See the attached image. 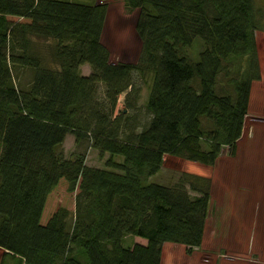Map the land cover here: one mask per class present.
I'll list each match as a JSON object with an SVG mask.
<instances>
[{
	"label": "trees",
	"instance_id": "obj_1",
	"mask_svg": "<svg viewBox=\"0 0 264 264\" xmlns=\"http://www.w3.org/2000/svg\"><path fill=\"white\" fill-rule=\"evenodd\" d=\"M123 2L138 11L136 64L110 63L104 4L0 0V264H160L165 244L187 254L201 245L209 180L149 178L165 156L212 167L223 149L234 153L260 79L263 9L255 0ZM38 41L50 42L46 55ZM136 74L151 79L142 107ZM121 95L126 114L115 115ZM67 135L107 155L103 169L83 153L65 158ZM62 187L72 209L53 200ZM129 236L146 244L124 248Z\"/></svg>",
	"mask_w": 264,
	"mask_h": 264
},
{
	"label": "rangeland",
	"instance_id": "obj_2",
	"mask_svg": "<svg viewBox=\"0 0 264 264\" xmlns=\"http://www.w3.org/2000/svg\"><path fill=\"white\" fill-rule=\"evenodd\" d=\"M63 1L87 6L104 4L106 13L100 43L107 50L110 63H137L141 51V41L135 31L137 10L127 8L123 0ZM255 6L263 9L260 16V29L255 32L260 79L253 82L250 88L248 116L246 114L247 117L243 119L244 134L240 141L239 154L225 166L220 162L221 158L218 159L216 167L214 165L212 169L165 156L159 173L149 178L152 184L171 186L183 173H188L207 178L210 183V205L200 247L192 249L190 254H187L186 247L166 244L162 248L160 264H264V0H255ZM36 45L40 52L46 55L50 42L38 41ZM199 51L200 47L195 45L188 50V53L193 55ZM142 77L136 74L134 78L135 83L141 86L138 99V106L141 107L151 81L150 76ZM123 102L124 95H121L117 100L115 115L123 111ZM252 138L254 142H250ZM62 149L65 158L73 152L83 153L85 165L97 169H103L105 160L108 158L107 155L99 157L90 143L84 142L80 148H77L71 135L66 136ZM221 155L222 158L226 155L230 156L228 149H223ZM240 164H242L241 177L243 178L237 181L234 174L236 167ZM222 168L223 170H220ZM245 183L253 184L250 186L253 197L256 201H261L258 216L241 217L238 213L241 204L243 205L240 199L245 193L242 188ZM53 200L56 203L59 202V205L70 202L69 206H71L72 198L62 187L54 193ZM69 209H72V206ZM255 222L258 228L254 227ZM135 241L143 245L145 243L142 239L129 236L124 238L122 246L131 248L137 243ZM2 254L0 250V259ZM253 259L256 261L253 262Z\"/></svg>",
	"mask_w": 264,
	"mask_h": 264
},
{
	"label": "crops",
	"instance_id": "obj_3",
	"mask_svg": "<svg viewBox=\"0 0 264 264\" xmlns=\"http://www.w3.org/2000/svg\"><path fill=\"white\" fill-rule=\"evenodd\" d=\"M89 68H88V66H83V67H81V75L82 76H84V77H86V76H88L89 75ZM252 86V85H251ZM247 116H248V113H247ZM246 116V117H247ZM264 118V117H263ZM264 120V119H263ZM252 130H253V128H252ZM244 130H242V132H241V136H240V138L237 140V142H236V144H235V150H234V153L231 155V154H229L230 156H225V157H223L222 158V152H221V154L219 155V157L217 158V160L215 161V163H214V165H215V167H216V163H217V161H218V159H220L221 158V163H222V165L223 166H225L226 164L228 165V163L229 162H232L231 160L233 159V158H236L237 157V155L239 154V147H240V141H241V139H242V136H243V134H244V132H243ZM254 139L252 138V139H250V142L251 141H253ZM254 142V141H253ZM164 161V160H163ZM192 163V162H191ZM194 164H197V163H194ZM198 165H200V164H198ZM214 165L212 166V167H205V166H203V165H200V166H203V167H205L206 169L208 168V169H212L213 167H214ZM222 165H220V167H222ZM162 168V167H161ZM220 170H223V168L222 169H220ZM241 174H242V164H240V166H237L236 167V173L234 174V176H235V179L237 180V181H239L240 179L242 180V178H243V176L241 177ZM194 175V174H193ZM198 176V175H197ZM251 183H245V184H243L242 185V188H244V194L242 195V199H240L241 200V202L243 203V205L241 204V208H240V212H238V213H240L241 215V217H243V216H248V215H251L252 217H254V216H258L260 213V202L261 201H256L255 199H254V197H253V193H252V187H250V186H252L253 184H251ZM209 205H210V200H209ZM239 215V214H238ZM255 224H256V226H255ZM255 224H253L254 225V227L255 228H258V226H257V223L255 222ZM252 225V226H253ZM135 242H137V241H135ZM135 244H139V245H143V244H141V243H139V242H137V243H135ZM146 244V242L144 243V245ZM164 246H166V244L165 245H163V247ZM256 260L255 259H253V262H255ZM258 261V260H257Z\"/></svg>",
	"mask_w": 264,
	"mask_h": 264
},
{
	"label": "water",
	"instance_id": "obj_4",
	"mask_svg": "<svg viewBox=\"0 0 264 264\" xmlns=\"http://www.w3.org/2000/svg\"><path fill=\"white\" fill-rule=\"evenodd\" d=\"M123 112H125V109L123 108Z\"/></svg>",
	"mask_w": 264,
	"mask_h": 264
},
{
	"label": "bare ground",
	"instance_id": "obj_5",
	"mask_svg": "<svg viewBox=\"0 0 264 264\" xmlns=\"http://www.w3.org/2000/svg\"><path fill=\"white\" fill-rule=\"evenodd\" d=\"M125 112H126V110H125ZM125 112H123V113H125Z\"/></svg>",
	"mask_w": 264,
	"mask_h": 264
}]
</instances>
